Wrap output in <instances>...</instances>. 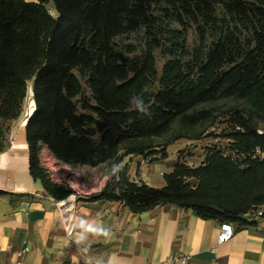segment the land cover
Instances as JSON below:
<instances>
[{
    "label": "trees",
    "instance_id": "16d2710c",
    "mask_svg": "<svg viewBox=\"0 0 264 264\" xmlns=\"http://www.w3.org/2000/svg\"><path fill=\"white\" fill-rule=\"evenodd\" d=\"M185 20L197 24L191 59L167 60L156 77L153 43L169 31L177 38L169 23ZM140 29L144 51L120 54L115 38ZM207 30L217 37L205 50ZM28 85V169L54 200L72 190L46 174L42 146L71 167L115 169L87 201H118L137 214L172 205L237 227L264 205V157H251L255 148L264 153V0H0V152ZM225 100L239 106H218ZM229 111L233 157L211 147L197 166L179 158L160 188L128 179L125 157L164 158L169 144L203 137Z\"/></svg>",
    "mask_w": 264,
    "mask_h": 264
},
{
    "label": "crops",
    "instance_id": "0c3cea01",
    "mask_svg": "<svg viewBox=\"0 0 264 264\" xmlns=\"http://www.w3.org/2000/svg\"><path fill=\"white\" fill-rule=\"evenodd\" d=\"M13 135L0 152V264H167L171 253L187 255L186 264H264V216L248 218L252 222L243 227L230 224L232 237L217 243L221 223L190 209L161 205L137 214L118 201H87L79 194L73 225L66 229L56 200L29 173L25 130L22 135L18 127ZM175 142L180 145L173 151L168 145L164 158L125 157L128 179L160 188L179 158L198 165L185 154L200 146ZM198 155L194 159L200 163Z\"/></svg>",
    "mask_w": 264,
    "mask_h": 264
},
{
    "label": "rangeland",
    "instance_id": "374dc122",
    "mask_svg": "<svg viewBox=\"0 0 264 264\" xmlns=\"http://www.w3.org/2000/svg\"><path fill=\"white\" fill-rule=\"evenodd\" d=\"M246 1H254V0H246ZM217 14L219 15V17H221L220 8L218 9ZM184 25L185 26L177 22H170L169 28L171 30L177 31L179 36L176 38V35L173 33L175 35L174 36L168 30L169 32L165 33V35L162 38H160L161 40H159L160 42L158 44L152 42L153 43L152 55L154 57L156 77L160 76L163 64L167 60L180 59L183 63H186L191 59L193 48L198 44V32L196 29L197 24L185 20ZM241 33H242L241 40L245 39V41H248L250 32L248 30L242 29ZM216 37H217L216 31L207 30L204 39L205 50H207L210 47V45L216 39ZM148 39L149 38L145 34L144 30L140 29L136 32L122 34L116 37L114 41L116 44V49L120 54L132 58L140 55V53L144 51ZM176 39H178V41H176ZM176 43L179 44L176 45ZM80 80L82 84L83 94L85 95V97H89L90 96L89 88L87 87L83 79ZM157 85H158L157 81H153L149 90L152 91L155 87H157ZM218 106L224 108L226 106L238 107L239 104L236 101L225 100L219 102ZM33 109L34 106L32 102V89H31V85H28L27 95L23 101L21 114L11 124L10 132L8 135V146L10 145L11 140L13 141V139L16 138L14 135L12 137V134L13 132H15V130L18 127L21 129V133L23 135L24 126H25L24 123H26V119L30 116ZM80 110L82 112H90L82 107L80 108ZM231 113L232 111H229L227 115L219 118L216 124L212 128H210L203 137L196 140H191L196 143V146L193 148H197L200 146L196 150L188 149V152L185 154V156L192 158L191 161L194 163V165L195 164L199 165L200 163H202L207 149L211 147L227 148V138L225 135L231 131L230 125L227 123ZM20 124H22L21 127L19 126ZM261 129L264 130V127H261ZM179 140H186V139H179ZM178 145H180V143L173 142L169 144L167 150L173 151L178 147ZM45 148H46L45 146H42L39 152L43 151ZM183 152L184 150L181 151V153ZM198 154L202 155L201 157L202 161L200 163L198 162L199 159L198 160L194 159L195 156L199 158ZM74 169L76 173H81L85 175V178H89L88 180L89 182L86 184L84 190L82 191L81 195L83 196L88 195V193H92L94 187H96L99 181L101 180L102 175L104 174L103 172L108 171L109 173L110 171L114 170V168H111L110 165H108L107 163L99 164L94 167L79 165L74 167ZM73 185L77 187V185H79V182L73 181Z\"/></svg>",
    "mask_w": 264,
    "mask_h": 264
},
{
    "label": "built area",
    "instance_id": "2783aa9c",
    "mask_svg": "<svg viewBox=\"0 0 264 264\" xmlns=\"http://www.w3.org/2000/svg\"><path fill=\"white\" fill-rule=\"evenodd\" d=\"M235 129H239V127L236 126ZM257 133L261 134L262 130L260 128L257 129ZM232 142L233 141L231 139L227 138V148H220L224 155H231L232 157L234 156L235 151L228 149ZM251 157L261 158L264 157V153H262L259 148H255ZM39 161L40 165L44 168L46 174L53 182L62 186H67L72 190V192L67 197L62 200L56 201V207L62 214L63 222L66 226V229H69L73 225V205L76 201L77 195L82 194V191L84 190L86 184L89 182V178H85V175L81 173H76L74 167H71L67 164H63L56 160L49 153L47 148L39 152ZM143 161L144 160L142 159L141 162ZM109 177L110 175L102 176L101 180L99 181V184L94 187L92 193L99 192ZM73 181L79 182V185H77V187L74 186ZM253 215L254 217L264 216V205L260 206L257 210H254ZM233 233L234 228L229 223L222 222L220 224L219 231L216 235V242L222 243L227 241L232 237ZM187 259L188 257L185 254L171 253L167 258V264H186Z\"/></svg>",
    "mask_w": 264,
    "mask_h": 264
},
{
    "label": "water",
    "instance_id": "95a60500",
    "mask_svg": "<svg viewBox=\"0 0 264 264\" xmlns=\"http://www.w3.org/2000/svg\"><path fill=\"white\" fill-rule=\"evenodd\" d=\"M26 121H27V119H26ZM11 142H12V140H11Z\"/></svg>",
    "mask_w": 264,
    "mask_h": 264
},
{
    "label": "bare ground",
    "instance_id": "6f19581e",
    "mask_svg": "<svg viewBox=\"0 0 264 264\" xmlns=\"http://www.w3.org/2000/svg\"><path fill=\"white\" fill-rule=\"evenodd\" d=\"M23 124V123H22Z\"/></svg>",
    "mask_w": 264,
    "mask_h": 264
}]
</instances>
